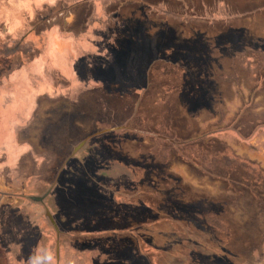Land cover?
I'll list each match as a JSON object with an SVG mask.
<instances>
[{"label": "rangeland", "instance_id": "obj_1", "mask_svg": "<svg viewBox=\"0 0 264 264\" xmlns=\"http://www.w3.org/2000/svg\"><path fill=\"white\" fill-rule=\"evenodd\" d=\"M98 1L100 18L91 0L36 14L34 6L28 15L21 0L1 4L0 32L3 24L15 26L9 39L28 22L36 33L51 23L77 34L101 22L113 34L94 32L96 43L108 38L99 51L109 55L94 64L99 75L89 76L86 65L77 80L87 93L93 83L102 85L95 91L105 97L87 95V109L66 114L73 86L55 69L40 68L34 74L48 83L33 79L31 97L35 107L48 102L56 110H42L40 121L30 97H11L10 108L0 107V161L29 158V168L47 174L20 179L21 163H11L18 172L0 193L7 223L0 242L22 235L19 254L38 255L42 264H264V223L254 221L253 205L244 195L222 200L231 185L249 189L258 181L264 188V0ZM2 47L0 60L10 62L0 65V86L19 65ZM234 172L246 176L233 179ZM180 208L191 211L201 248L190 253L175 242L158 260L142 245L138 223L154 209L161 218L178 209L183 218ZM44 234L47 249L37 253L31 247Z\"/></svg>", "mask_w": 264, "mask_h": 264}, {"label": "crops", "instance_id": "obj_2", "mask_svg": "<svg viewBox=\"0 0 264 264\" xmlns=\"http://www.w3.org/2000/svg\"><path fill=\"white\" fill-rule=\"evenodd\" d=\"M83 0H44L43 3L41 5L38 6V0H21V5L23 6L24 9H27L28 14L30 13V8L32 9V7H34L35 10V14L39 12V10L41 11V13H44L46 10H50L51 6L61 3L62 4H68V5H74L77 6V2H81ZM86 1V0H85ZM89 1V0H88ZM93 3H95L96 5V17L100 18L101 17V12L98 10V0H91ZM26 2V3H25ZM30 2V4H29ZM23 3H25L23 5ZM36 4V5H35ZM26 7V8H25ZM100 9V8H99ZM105 19V18H102ZM8 25V24H7ZM2 25L1 28V32H0V39L5 42V45H12L13 42L18 40V37L16 38H10V29L11 27H15L13 26V24L10 25ZM91 24L89 23V26L87 27V29L81 34V35H77V31L75 32H67L64 31V33L62 32L61 29L56 28V26H52V24L50 23L49 26H47L46 28H44L45 32L41 33L42 37H44L45 41L43 44H41L40 46H32V48H30V50L33 52L30 54L31 57L29 56L27 60H25L23 63H19L18 67L15 69V71L7 77L6 80H4L3 84L0 86V107L4 106L5 108H10V105L12 106V101H11V97H13V99L16 101L21 98L23 99H29L30 97V106L35 107V102L32 99V89L33 86L32 81L33 79L34 82H38V84H44L48 81L47 77L41 75V74H34L35 72H37V70L40 68L43 71H49L50 69H55L56 72L58 73V75L62 74L63 77V83L68 82L69 84H74L77 82V80L82 79V75L80 76L78 73L83 72L85 70V64L84 61L85 59H88L91 61L90 64H88L90 67L93 68L94 64L98 65L97 63L101 60L99 59V55L106 57L107 55H109V49L106 51L105 50V54H101L100 53V49L104 48L105 46H103V40L102 42H98L96 43V38L93 35L94 32L99 33L94 26H90ZM11 26V27H10ZM25 28V27H24ZM135 28V27H134ZM31 28H25L23 31L24 32H20L21 34H18L19 38L21 37V39L25 41V44H28L29 41H31L33 44V40H35V29H31ZM133 29V28H132ZM60 32V34H59ZM17 33V32H16ZM113 34V32L110 30L109 35ZM17 35V34H16ZM53 35L55 36V38H53V42H51V40L49 39L50 36ZM93 36V37H92ZM61 37L64 38H71V45L73 44V48L74 45H76V40H77V55L71 56L72 58H74L75 60L73 61V65H71L70 68H68V66L66 65L67 68H65V66L62 65L63 61L58 59L60 57H63L62 54L60 53L62 50H65L67 48V46L65 45V43H60L57 42L56 39H60ZM35 45V44H34ZM53 55L57 56L58 60L55 63H53L52 57ZM106 55V56H105ZM21 56H17V58L20 59ZM22 58V57H21ZM85 58V59H84ZM10 62V60H9ZM8 62V63H9ZM79 64V65H77ZM100 64V62H99ZM96 68H94L95 70ZM44 71V72H45ZM9 74V73H8ZM84 81V80H83ZM9 84H13L14 86L12 88H10L12 90V92H10V89L8 88ZM16 87L18 88H15ZM15 88V90L13 91V89ZM39 88H43L42 85L37 87ZM44 95L43 92H38L35 91V98L39 99L41 101H45L44 100ZM5 100V101H4ZM54 105V104H52ZM51 104H47L46 105H41L38 107L33 108V114L35 113V109H36V113H37V119H39L40 121L45 120L46 118V114L44 111V109H47L49 107L52 106ZM257 112V110H256ZM39 115V118H38ZM27 116V115H24ZM12 117H9V119H11ZM29 118L26 119L24 118L22 121L23 123L25 122H29ZM261 127H258L255 130V134H257L260 130ZM251 138L253 137H247L248 140H251ZM235 141V140H234ZM236 143V141H235ZM231 144V143H230ZM231 146H234L233 144H231ZM34 161V160H33ZM239 161L242 163L244 161L240 160ZM250 162V161H249ZM11 163L13 165L16 164H20L21 163V167L19 170V174L17 177H20V179H27L28 176L30 174H32V181H34V179H39L40 177H44L47 174H43V170L42 171H38L32 168H29V164H31L32 162L30 160H28L27 158H8L7 161H0V193H2L3 190V186L5 184H7V180H9V178H11V176L17 175L16 170L17 168L11 169L10 165ZM9 165V166H8ZM75 175V173H74ZM40 180V179H39ZM35 184H37L36 182H34ZM33 188H36L35 186ZM34 190H30V194L33 192ZM6 194H12L14 197V201L15 202H19L18 198V194H14V193H6ZM15 195V196H14ZM5 198V197H4ZM1 204L3 205V200L1 201ZM39 210V208H37ZM42 214V211L39 210ZM2 223V228H4V226H7V223L4 221L1 222ZM6 228V227H5ZM18 237H22V235H17L15 238L10 237L9 239L6 240H2L1 238V242H0V246H1V250H4L5 253L4 255L1 254L0 258V263L4 264L5 261H7V264H42L40 263L41 257H39L38 255L36 256H31V257H23L22 252H18L20 245L22 243L21 238ZM40 238L35 240L36 242L32 245V249L39 253V252H44L47 248H46V244H47V239H46V234L39 236ZM18 238V239H16ZM23 247V246H22ZM47 247L49 248V246L47 245ZM15 248V253L13 254L12 252H10L12 249ZM55 246L52 247L53 252L55 253ZM10 250V251H8ZM8 253V254H7ZM74 254H77L76 251H73ZM13 254L14 257L11 255ZM48 254V253H47ZM45 253V260L46 258H48V256ZM72 256V255H71ZM16 257V258H15ZM20 257V258H19ZM55 257V256H54ZM19 258V259H18ZM44 264V263H43ZM75 264H77V262H75Z\"/></svg>", "mask_w": 264, "mask_h": 264}, {"label": "flooded vegetation", "instance_id": "obj_3", "mask_svg": "<svg viewBox=\"0 0 264 264\" xmlns=\"http://www.w3.org/2000/svg\"><path fill=\"white\" fill-rule=\"evenodd\" d=\"M2 3H3V5L6 4L9 6L10 0H0V7H1ZM58 4H62V2L58 3ZM55 5H53V6H55ZM53 6H51V7H53ZM27 15H28V13H27ZM31 23L32 22H28V24H26V26H28V28L35 29ZM89 23L91 24L90 26H94L92 24V21H91V22L87 23V27L89 26ZM99 23L101 25V28H100L98 22H96L97 25L94 23L95 29L99 33H104L105 36L107 37L110 33V29L105 28V27L103 29V23H101V22H99ZM3 25H7V24H3ZM87 27H85V30L87 29ZM31 29H28V30H31ZM23 30H22V32H24ZM44 30H42L41 33L42 32L44 33L45 32ZM61 30L64 33V29L62 28ZM71 31L75 32V31H77V28L72 29ZM20 32H17L16 34L17 35L21 34ZM83 32H81V33H83ZM41 33L38 32L35 34V40H33L35 45L31 41H29L28 44H25L24 39L22 40L20 37V38H18L17 41L13 42L12 45H9V46L5 45V42H2L3 39L2 40L0 39V46H3L2 48H6V49L13 52V59L14 60L13 61L11 60V63H13V62H15V64L16 63H23L25 60L28 59L29 55L33 52V50L32 51L30 50V48H32V46L36 47L37 45L40 46L41 44L44 43L45 39H44V37H42ZM81 33H78L77 35H79ZM59 34H60V32H59ZM53 38H55V36L51 35L49 38L51 40V42H53ZM56 41L60 42V43H65L67 48L60 52L63 57L58 58L56 55L55 56L53 55L51 61L56 64V62L59 61L58 59H60L63 61L62 65L65 66V68H67L66 65L68 66V68H70L71 67L70 62H73L75 60L71 56L77 55V40L75 41L76 45H74V48L72 47L73 44L71 45L72 39L69 37H67V38L61 37L59 40L56 39ZM107 41H108V38L107 39L104 38L102 45L103 46L108 45ZM17 56L18 57L21 56L22 58L20 57V60H19V58H17ZM7 63H8V59H6L4 61L0 60V65L1 64L4 65ZM90 63H91L90 60L85 59V61H84L85 69L87 67L86 65H88ZM77 65H79V64H77ZM14 71H12L11 73H13ZM41 71H42V69H41ZM100 72H101V65H100V68L98 67V69L94 70V68H93V70H91V72H89L88 74H89V76H94L96 74L99 75ZM78 74L81 76L83 74V72H80ZM61 77H62V74H61ZM82 78H83V76H82ZM62 81H63V77H62ZM46 83H48V81ZM71 86H73L72 90L75 93V94L74 93L72 94V101L70 100V103L73 106L71 105V108L68 107L65 110H63L66 112V114H74L75 115L80 110H82V109L84 110L86 107L88 108V106H89V104H88L89 98L88 97H90L91 95H95L94 93H97V95H98L97 97H99V96L101 98L105 97V94L102 90L100 92H96L97 90H100V88L102 86L99 83H93L92 86H90V91H92L90 93H87L86 89H83L84 88L83 86L78 85V87H77V82L72 84ZM55 87L58 88V85L56 84ZM77 88H79V92H78L79 94H81V92H82V97L79 96L80 98H78V100H77ZM93 91H95V92H93ZM49 93L54 94V92H52V91H49ZM34 94H35V92H34ZM87 95H90V96H87ZM97 97L95 99H98ZM89 108H91V107H89ZM48 109L56 110L57 108L56 107H49ZM27 159L29 160V158H27ZM247 163L248 162L245 160L241 164L244 166H247ZM260 172L262 173V175L264 174V170H262ZM51 175H49V176H51ZM237 176L239 179V178L245 177L246 175L243 172H239L238 175L236 172H234L233 174H231L230 177L233 179H237ZM223 177L221 176V178H223ZM260 185H261V182H258V181H256V184H254V186L249 188V189L245 188L243 186L231 185L233 187L232 192H227L228 194L225 193L222 196V200H223V202L236 201V199L237 200L240 199L243 195L247 196V200L251 203V205H253L252 213H254L255 216H252V217H253L254 221L255 222H262V224H263L264 223V188H262ZM33 194H36V193H31L29 195H33ZM0 197H1V194H0ZM9 197L13 198V196H9ZM18 198H19V196H18ZM143 198H144V196L141 197V200L143 202H145ZM1 208H2V204H1V198H0V232L3 231L2 223H1ZM177 210L178 209H174L173 211H176L175 214H171L172 216H170L169 218H161V217H159V216H161V213H159L158 210L154 209L153 213H150V215H148V217H146L145 220H142L138 223V224H140V223L142 224V227L140 229V235H139L142 245L144 247L146 246V248H150L151 251L153 252L152 255L155 258H157L158 260L159 259L162 260L164 257L166 258V252L167 251H165V249L169 248L168 244H172V247H175L176 246L175 242H179V244L182 245L186 249V251L187 250L189 251L191 249L189 251L190 253L193 252L192 250L195 247L197 250H200V248H201L199 246L197 247L194 245L193 239L194 238L200 239V235L195 234L193 232L195 225L193 223V219L189 218L192 215L191 211L180 208L179 210L181 212L183 211L182 212L183 214L181 215L183 218L178 219V215L176 214ZM171 212H172V210H170V213ZM42 214L44 215L43 212H42ZM189 214H191V215H189ZM219 221H223L225 223V217L222 216V220H219ZM130 222H131V225L136 223L134 220H130ZM207 231L202 230L201 234L206 233ZM129 236L132 237L131 235H129ZM132 238H134V236ZM208 238L219 241L220 236L219 235L216 236V234H212L211 236L208 235ZM151 244H152V246H151ZM173 244H175V245H173ZM219 245H220V243H219ZM0 248H1V246H0ZM154 248L158 249V251L157 250L154 251L153 250ZM163 251H165V252L163 253ZM0 260H1V258H0ZM4 264H7V261H5Z\"/></svg>", "mask_w": 264, "mask_h": 264}]
</instances>
